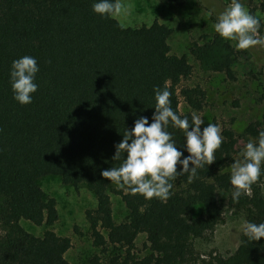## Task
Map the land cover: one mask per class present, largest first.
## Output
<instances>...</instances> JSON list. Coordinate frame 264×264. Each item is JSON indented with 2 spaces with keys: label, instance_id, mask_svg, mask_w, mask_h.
I'll list each match as a JSON object with an SVG mask.
<instances>
[{
  "label": "trees",
  "instance_id": "obj_1",
  "mask_svg": "<svg viewBox=\"0 0 264 264\" xmlns=\"http://www.w3.org/2000/svg\"><path fill=\"white\" fill-rule=\"evenodd\" d=\"M93 2L0 0V264H70L65 258L70 239L50 229L58 216L55 200L38 185L45 176L92 193L95 207L85 211L92 245L104 253L109 246L120 250L109 264H196L193 241L221 220L216 192L228 195L234 214L257 224L264 222V195L252 184L234 202L230 172L222 171L224 162L214 153V161L191 179L185 174L170 181L166 202L113 189L127 210L122 222H114L108 189L115 184L100 173L121 163L112 157L125 129L141 116L151 122L153 88L167 82L170 106L189 122L191 113L179 112V97L199 111L204 93L199 88L177 93L191 66L184 56L170 54L166 26L123 27L94 14ZM189 51L210 70L233 78L229 44L216 37ZM24 55L36 59L39 71L32 102L20 105L13 99L9 72L12 61ZM167 130L184 151L183 131L171 124ZM246 132L254 135L253 126ZM230 134L222 131L228 140ZM227 148L230 143L222 140L217 150ZM20 220L46 229L35 237ZM139 234L145 235L149 253L137 258L132 249ZM214 264H264V238L250 241L242 233L236 249L215 257Z\"/></svg>",
  "mask_w": 264,
  "mask_h": 264
},
{
  "label": "rangeland",
  "instance_id": "obj_2",
  "mask_svg": "<svg viewBox=\"0 0 264 264\" xmlns=\"http://www.w3.org/2000/svg\"><path fill=\"white\" fill-rule=\"evenodd\" d=\"M246 9L260 22L258 36H264V8L262 0H241ZM127 12L114 18L121 26L138 28L158 22L170 30L167 43L170 54L184 56L191 66L188 78L177 85V93L183 88H199L204 93L202 109L196 111L204 120L202 128L208 123H216L222 131L231 134L230 148L216 153L224 162L222 171L230 172L233 160L245 143L255 140L260 131H264V47L255 46L246 50H236L234 42L220 38L213 30L216 15L230 2L229 0H123ZM229 44L233 52V78L210 70L196 60L189 51L193 44L202 45L215 38ZM179 112L191 113L182 97H179ZM253 126L254 135L246 132ZM263 172V165H262ZM264 195V175L253 183ZM38 185L48 197L55 200L58 219L50 229L57 235L70 239V248L65 258L70 264H109V258L120 253V250L109 246L107 251L100 252L92 245L85 211L95 207L92 193L84 186L73 188L63 185L56 176H45L38 180ZM112 185L108 189L112 217L115 223L122 222L127 215L119 196L115 195ZM249 191L247 192V194ZM216 200L221 208L220 222L212 231L193 241L196 264L213 263L217 256L232 253L239 244L242 234V214H234L228 208V195L223 191L216 192ZM199 206L194 207V215L199 213ZM19 225L29 234L41 237L46 227L35 226L24 220ZM1 233V231H0ZM104 233V232H103ZM105 234V233H104ZM137 257L148 255L144 234H139L132 249Z\"/></svg>",
  "mask_w": 264,
  "mask_h": 264
},
{
  "label": "clouds",
  "instance_id": "obj_3",
  "mask_svg": "<svg viewBox=\"0 0 264 264\" xmlns=\"http://www.w3.org/2000/svg\"><path fill=\"white\" fill-rule=\"evenodd\" d=\"M123 0H94L91 11L100 18H116L127 12ZM259 20L251 14L241 0L230 3L216 15L212 27L222 39L234 42L236 50H246L255 46L264 47V36H258ZM39 68L34 57L24 55L14 59L10 66L9 82L13 99L20 105L32 102L37 91L34 82ZM155 106L151 116H141L133 127L125 129L122 139L114 145L113 160L121 161L118 167L101 171L100 175L118 188L131 195H141L145 200L152 198L166 202L172 188L171 180L187 174L189 179L198 168L214 161V152L220 147L223 137L217 124L208 123L196 111L191 112V122L181 118L170 106L167 82L163 88L154 87ZM183 131V150H178L167 130L168 125ZM179 165V171H177ZM264 165V131L255 140L244 144L239 158L230 165L229 184L231 198L238 201L242 194L250 191L257 181ZM243 236L250 241L264 238V222L259 224L241 221Z\"/></svg>",
  "mask_w": 264,
  "mask_h": 264
}]
</instances>
